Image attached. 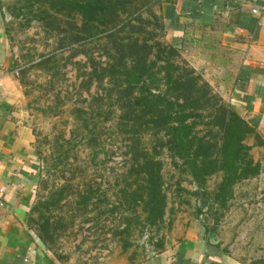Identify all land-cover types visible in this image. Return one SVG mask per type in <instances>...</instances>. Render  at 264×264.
Wrapping results in <instances>:
<instances>
[{
    "label": "rangeland",
    "instance_id": "374dc122",
    "mask_svg": "<svg viewBox=\"0 0 264 264\" xmlns=\"http://www.w3.org/2000/svg\"><path fill=\"white\" fill-rule=\"evenodd\" d=\"M27 6V0H0V17L35 137L39 167L29 225L40 246L59 264H141L175 247L192 229L233 262L264 264V146L250 150L260 174L235 185L232 199L220 208L211 203L220 174L199 188L159 139L145 134L140 150L157 153L162 166L163 217L149 226L140 206L116 209L120 190L128 188L123 175L130 164L129 137L120 133L112 87L91 76L107 62L104 43L99 37L73 42L67 11L52 13V19L41 14L44 6ZM75 19L80 26V18ZM157 33L158 39L173 43L166 30ZM177 48L181 59L215 87L216 74L205 71L204 57ZM246 144L252 146L253 140Z\"/></svg>",
    "mask_w": 264,
    "mask_h": 264
},
{
    "label": "trees",
    "instance_id": "16d2710c",
    "mask_svg": "<svg viewBox=\"0 0 264 264\" xmlns=\"http://www.w3.org/2000/svg\"><path fill=\"white\" fill-rule=\"evenodd\" d=\"M27 3L29 9L44 6L41 14L46 18L67 11L71 35H75L73 42L99 37L104 43L107 62L94 68L91 76L101 83L106 80L112 87L120 133L129 137L126 154L130 155V164L123 180L128 179L125 184L132 189L120 190L116 209L132 211L140 206L149 226L163 217L162 166L157 153L140 150V138L145 134L159 139L161 147L180 161L199 188L205 186L209 177L220 174V181L211 193V203L220 208H225L232 199L235 185L260 174L261 166L253 161L250 150L264 146V142L254 127L181 59L177 48L181 45L177 41L165 43L157 38V32H164L166 26L155 13L154 3L143 0H27ZM39 7L35 10H40ZM75 17L80 18V26ZM250 139L252 146L246 144ZM62 158L66 159V154Z\"/></svg>",
    "mask_w": 264,
    "mask_h": 264
},
{
    "label": "crops",
    "instance_id": "0c3cea01",
    "mask_svg": "<svg viewBox=\"0 0 264 264\" xmlns=\"http://www.w3.org/2000/svg\"><path fill=\"white\" fill-rule=\"evenodd\" d=\"M155 7L171 41L190 56L204 57L205 71L216 74L212 88L264 142V0H156ZM3 20L0 17V264H59L29 225L39 163ZM141 264L238 263L221 256L191 229L175 247Z\"/></svg>",
    "mask_w": 264,
    "mask_h": 264
},
{
    "label": "built area",
    "instance_id": "2783aa9c",
    "mask_svg": "<svg viewBox=\"0 0 264 264\" xmlns=\"http://www.w3.org/2000/svg\"><path fill=\"white\" fill-rule=\"evenodd\" d=\"M257 11L256 10H252V13H256ZM13 75L15 76V77H17L18 76V71L17 70H15L14 72H13Z\"/></svg>",
    "mask_w": 264,
    "mask_h": 264
}]
</instances>
